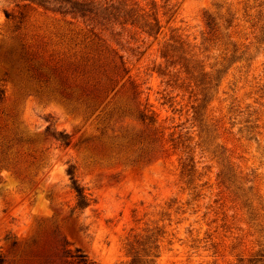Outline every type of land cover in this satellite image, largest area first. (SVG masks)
<instances>
[{"label":"rangeland","instance_id":"374dc122","mask_svg":"<svg viewBox=\"0 0 264 264\" xmlns=\"http://www.w3.org/2000/svg\"><path fill=\"white\" fill-rule=\"evenodd\" d=\"M123 1L139 25L92 33L0 0V255L74 264L65 248L88 264H130L131 245L149 264H253L264 249V0ZM22 34L27 52L53 64L93 58L124 71L85 114L2 59ZM70 166L91 200L82 210Z\"/></svg>","mask_w":264,"mask_h":264},{"label":"trees","instance_id":"16d2710c","mask_svg":"<svg viewBox=\"0 0 264 264\" xmlns=\"http://www.w3.org/2000/svg\"><path fill=\"white\" fill-rule=\"evenodd\" d=\"M8 3L15 4L16 7L22 8L34 6L46 12L58 14L62 17H70L71 19L81 20L87 26H91L90 30L94 33L95 29H102L108 24L114 25H139V21L143 20V15H138L130 5L123 0H5ZM6 19H13V16L8 11H4ZM24 13H18L14 19L15 31L23 30L25 27ZM154 23L144 21L143 27H147L145 33H156L159 29L158 21L153 19ZM207 25H210L208 22ZM155 31V32H154ZM24 35L16 38V45L11 50L4 51L1 54L3 60L11 61L16 57V60L25 64L26 72L30 73V78L36 82H42L44 85L49 84L50 92L60 98L62 101L72 105L77 104L81 111L85 114L93 113L101 104L106 95L112 90L113 80L112 74L123 72L120 65L113 64L105 70L103 66H97L98 60L81 58L78 61H67L62 64L52 63L50 60L45 61L41 52H27L22 44ZM163 57H167L165 52ZM51 58V56H48ZM122 65V64H121ZM97 76V80L93 81L92 75ZM3 98V91L0 90V102ZM141 119H149L143 112H140ZM48 130V127H47ZM51 136L60 142L62 146H68L69 140L67 134L63 132L52 133ZM21 141H18L20 143ZM2 154L7 155L10 150L8 143L2 144ZM3 161L15 169L16 162L6 156ZM69 176L71 189L75 194L76 204L74 209L82 210L90 204V199L85 193V189L78 183L75 178L74 168L69 167L66 170ZM12 247L15 242H12ZM129 252L132 254L130 264H149L151 260L142 262L135 248L130 245ZM62 255L65 258H70L74 264H88L87 259L79 250H74L71 253L68 249H63ZM149 256V255H145ZM264 258V249L259 250L250 263L256 264ZM0 264H5L4 257L0 255Z\"/></svg>","mask_w":264,"mask_h":264}]
</instances>
